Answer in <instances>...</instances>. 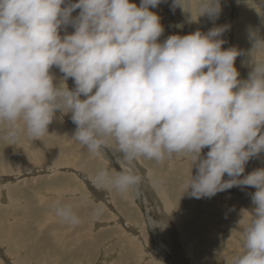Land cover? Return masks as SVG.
Instances as JSON below:
<instances>
[{
  "label": "clouds",
  "instance_id": "1",
  "mask_svg": "<svg viewBox=\"0 0 264 264\" xmlns=\"http://www.w3.org/2000/svg\"><path fill=\"white\" fill-rule=\"evenodd\" d=\"M160 2L141 0L138 7L130 0H78L62 7L65 0H0L5 139H40L57 112L61 121L71 114V139L93 157L111 150L120 166L96 170L90 182L97 190L135 193L144 182L136 161L162 164L177 155L196 167L183 191L190 189L192 198L254 188L242 251L232 264H264V168L241 178L248 161L264 153V59L252 61L247 79H239L235 60L244 53L222 50L227 26L159 42L164 29L149 7ZM186 4L173 0L172 8L186 11ZM198 8V17L215 20L220 0H199ZM68 25L74 32L61 37ZM250 39L251 56L264 48V38L251 32ZM54 67L62 73L58 83ZM52 208L62 223H81L71 203L57 200ZM102 211L96 207L93 215Z\"/></svg>",
  "mask_w": 264,
  "mask_h": 264
},
{
  "label": "rangeland",
  "instance_id": "2",
  "mask_svg": "<svg viewBox=\"0 0 264 264\" xmlns=\"http://www.w3.org/2000/svg\"><path fill=\"white\" fill-rule=\"evenodd\" d=\"M77 2L65 0L62 7ZM130 2L139 7L141 0ZM172 4L173 0H161L157 7H149L164 29L159 42L171 35L227 26L220 37L222 50L236 48L244 53L235 60L239 79H247L252 61L264 59V48L250 56V33L264 38V0H220L215 20L198 17L199 0H187L186 11L173 10ZM73 32L71 25L60 29L61 37ZM51 71L58 83L62 73L55 67ZM66 83L69 89L75 87L71 78ZM70 115L61 121L57 112L49 133L36 140L24 134L13 143L5 139L0 126V264H232L242 251L243 225L253 208L254 188L233 187L210 199L192 198L190 189L183 191L190 170L195 176L196 167L191 169L190 158L177 155L162 164L146 159L135 162L144 177L139 194L97 190L90 182L96 170L110 166L119 171L120 166L111 150L93 157L71 139L76 126ZM256 163V157L251 158L245 169L262 168ZM247 174L245 170L241 178ZM57 200L71 203L81 223H62L52 208ZM99 206L102 214L94 216L93 209ZM145 217L159 226L150 227Z\"/></svg>",
  "mask_w": 264,
  "mask_h": 264
},
{
  "label": "bare ground",
  "instance_id": "3",
  "mask_svg": "<svg viewBox=\"0 0 264 264\" xmlns=\"http://www.w3.org/2000/svg\"><path fill=\"white\" fill-rule=\"evenodd\" d=\"M164 10V9H163ZM173 20H174V18H173ZM69 80V79H68ZM62 129V128H61ZM21 145V144H20ZM113 154V153H112ZM109 156H111V155H109ZM256 159H257V166H261L262 168H264V154L263 153H261L258 157H256ZM259 159H261V161H259ZM252 163V162H251ZM253 166H255V165H253ZM249 168V167H248ZM248 173H250V172H252V171H250V170H248L247 168L245 169ZM252 170V169H251ZM149 172V171H148ZM168 174V173H167ZM166 174V175H167ZM148 175V177L147 178H149V180H150V174L148 173L147 174ZM158 180V179H157ZM175 181V180H174ZM157 182V181H156ZM156 186L151 182V187L150 188H152L153 190H154V188H155ZM158 187V186H157ZM7 191V190H6ZM4 192V191H3ZM136 193H138L139 194V192H136ZM163 193V192H162ZM3 196V198H4V194L2 195ZM159 196V195H158ZM169 196V195H168ZM141 197V196H140ZM163 198V197H162ZM6 199V198H5ZM5 199H2V201L4 200L5 201ZM56 199V198H55ZM161 202H162V199L160 200ZM5 202H3L2 204H4ZM163 203V202H162ZM167 204H168V202H166ZM158 205H161V204H158ZM158 205H157V208H158ZM163 205V204H162ZM160 207V206H159ZM164 207V206H163ZM168 208H169V206H168ZM226 208H227V206H226ZM165 209V208H164ZM231 209V208H230ZM160 209H158V211H159ZM163 210V209H162ZM166 210H169V209H166ZM170 210H171V213L172 214H174L173 213V211H172V209L170 208ZM20 211V210H19ZM159 212H161V211H159ZM214 212V211H213ZM166 213V212H165ZM171 213H169V211L167 212V214H170L169 215V217L171 216ZM161 214H163V212L161 213ZM167 214H165V215H167ZM164 215V216H165ZM149 216V215H148ZM146 218V221L148 220V225L150 226V227H154L155 225H156V227L157 226H159V224L158 223H156V224H153L154 222H152L151 221V219H149V218H147V217H145ZM165 218H166V216H165ZM168 218H166V220H167ZM170 219L173 221V223H174V220H175V218H174V216H172V218L170 217ZM206 219H208V218H206ZM164 220V219H163ZM165 220V221H166ZM170 220V221H171ZM209 220V219H208ZM201 220H199V222H200ZM169 222V221H168ZM167 222V223H168ZM179 223H181V222H179ZM153 224V225H152ZM152 225V226H151ZM166 226H168L167 224H166ZM171 226V225H170ZM233 226V225H232ZM166 230V229H165ZM224 244V243H223ZM205 249V248H204ZM199 253V252H198ZM230 253V252H229ZM32 254V253H31ZM200 255H202V254H200ZM202 257V256H201ZM203 258V257H202ZM199 259V258H198ZM197 259V260H198ZM193 262V261H192ZM198 263H199V261H198ZM154 264V263H153ZM162 264V263H161Z\"/></svg>",
  "mask_w": 264,
  "mask_h": 264
}]
</instances>
